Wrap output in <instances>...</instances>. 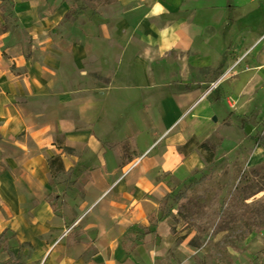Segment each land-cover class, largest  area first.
<instances>
[{
	"label": "crops",
	"instance_id": "crops-1",
	"mask_svg": "<svg viewBox=\"0 0 264 264\" xmlns=\"http://www.w3.org/2000/svg\"><path fill=\"white\" fill-rule=\"evenodd\" d=\"M100 1L75 14L68 0H14L17 31L0 9V234L9 242L0 262L158 264L159 247L172 246L160 203L204 165L180 148L195 133L138 118L139 87L124 80L114 90L113 72L85 94L89 68L129 41L160 55L218 53L223 42L238 54L264 42V0ZM211 92L188 94L195 130L210 125ZM130 134L138 153L127 156L118 143ZM57 153L64 169L52 176Z\"/></svg>",
	"mask_w": 264,
	"mask_h": 264
},
{
	"label": "rangeland",
	"instance_id": "rangeland-1",
	"mask_svg": "<svg viewBox=\"0 0 264 264\" xmlns=\"http://www.w3.org/2000/svg\"><path fill=\"white\" fill-rule=\"evenodd\" d=\"M68 1L75 14L85 5L101 3ZM0 9L4 28L17 31L14 0H0ZM228 47L223 42L218 53L180 49L160 55L153 47L129 41L122 48L113 46L111 63L98 61L89 68L94 81H83V92L91 94L95 83H108L100 74L113 72L114 90L124 80L139 87L138 97L131 96L138 118L151 123L161 119L165 130L175 126L170 133H195L186 139L193 137L187 148L199 151L204 165L173 185L160 204L158 215L172 223V246L159 247L158 264H264V42L238 54ZM137 54H142L138 61L133 59ZM123 72L128 73L124 79ZM196 89L212 91V128L206 124L195 130L190 119L188 94ZM136 136L118 143L125 155L138 153ZM201 142L208 149L199 148ZM76 169L73 176L83 180L86 172L79 175Z\"/></svg>",
	"mask_w": 264,
	"mask_h": 264
},
{
	"label": "trees",
	"instance_id": "trees-1",
	"mask_svg": "<svg viewBox=\"0 0 264 264\" xmlns=\"http://www.w3.org/2000/svg\"><path fill=\"white\" fill-rule=\"evenodd\" d=\"M193 140V137L190 138L189 140L185 141L182 146H181V151L184 152L186 155L191 152L189 148H187L188 143ZM198 147L201 149H208L207 144L205 142L198 143ZM64 150L71 152L72 148L71 147H66L64 146ZM213 153L210 156L206 157L207 161L212 160ZM49 166H51V171H52V176H55L58 174V172L62 171L64 169L63 163H62V156L61 154L57 153L54 156L49 158ZM161 204V203H160ZM7 230H4L0 234V250L1 249H8L9 247V242L6 237ZM0 264H23L20 261V257L18 255L12 254L11 258L8 259L7 261L0 262Z\"/></svg>",
	"mask_w": 264,
	"mask_h": 264
},
{
	"label": "water",
	"instance_id": "water-1",
	"mask_svg": "<svg viewBox=\"0 0 264 264\" xmlns=\"http://www.w3.org/2000/svg\"><path fill=\"white\" fill-rule=\"evenodd\" d=\"M249 130V128H247Z\"/></svg>",
	"mask_w": 264,
	"mask_h": 264
}]
</instances>
